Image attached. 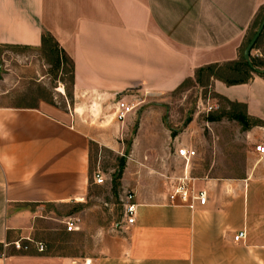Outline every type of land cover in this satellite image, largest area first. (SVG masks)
<instances>
[{
  "label": "crops",
  "instance_id": "1",
  "mask_svg": "<svg viewBox=\"0 0 264 264\" xmlns=\"http://www.w3.org/2000/svg\"><path fill=\"white\" fill-rule=\"evenodd\" d=\"M263 6L264 0H0V46L37 51L47 33L73 64L68 113L43 99L0 105V264H264V183L255 169L231 180L200 179L188 168L170 173L189 174L206 192L205 206L194 211L169 204L167 181L138 186L134 223L124 216L96 245L87 240L84 252H6L18 238L40 242L56 231L35 227L53 220L46 207L86 203L90 148L105 145L107 136L80 127L77 112H102L124 94H172L198 69L236 61ZM213 88L244 105L249 119L264 120V79L237 86L216 80ZM171 143L180 146L177 138ZM153 169L164 168L157 162ZM243 230L245 239L235 243ZM64 236L79 238L77 231Z\"/></svg>",
  "mask_w": 264,
  "mask_h": 264
},
{
  "label": "rangeland",
  "instance_id": "2",
  "mask_svg": "<svg viewBox=\"0 0 264 264\" xmlns=\"http://www.w3.org/2000/svg\"><path fill=\"white\" fill-rule=\"evenodd\" d=\"M253 32L250 31L248 37ZM245 48L243 46L239 50L238 58L243 56ZM251 55L264 61V37L260 50H252ZM49 60L38 50L0 46V105H33L43 99L60 109L66 108L68 113L70 98H67L65 89L70 88L69 64L64 63V69L57 72L48 64ZM215 81L205 80L203 86L194 81L188 82L179 91L155 98L128 97L129 94H124L109 99L102 112H77L80 127L106 135L107 143L90 148L91 175L86 203L46 207L44 214L50 215L53 220L40 224L35 222V227L39 225L40 228L56 230L48 232V237L38 238H43L40 242L45 247L44 252L68 253L71 248L84 252L87 240L96 245L98 237L114 229V225L124 217L122 200L126 192L134 194L138 186L146 189L151 183L162 187L165 181L169 182L165 177L185 168L193 177L204 180L242 179L249 170L255 169L253 177L264 183V157L255 150L257 146L264 145V120L251 117V124L258 122L257 126L244 130L229 117L235 111L243 112V109L230 106L217 95L213 88ZM126 96L124 101L136 107L124 122H118L114 108L110 110V107ZM176 138L180 140V146L174 149L171 141ZM185 146L192 147L196 153L190 162L174 156L176 149ZM168 147L170 155L164 157ZM156 151L162 155L161 159L155 158ZM120 158H125V169L115 194L112 176ZM157 162L164 168L160 174L153 169ZM96 172L103 176L104 184H94ZM69 221L75 222L78 227L79 238L74 241L64 236ZM18 240L25 242L26 239ZM13 242L6 252L21 253L11 245ZM29 246V251L35 249L32 243Z\"/></svg>",
  "mask_w": 264,
  "mask_h": 264
},
{
  "label": "trees",
  "instance_id": "3",
  "mask_svg": "<svg viewBox=\"0 0 264 264\" xmlns=\"http://www.w3.org/2000/svg\"><path fill=\"white\" fill-rule=\"evenodd\" d=\"M264 19V6L260 8L255 19L253 20L251 27L247 33V37L243 46H247L251 38L253 37L255 30H257L258 26ZM254 30L250 37V31ZM264 37V28L256 41L253 50H260V44ZM242 46V47H243ZM241 47V48H242ZM6 48L9 49H29V48H20L16 46H8ZM41 55L48 61V64L54 68L57 72L59 70L64 69V63L69 64L68 74H69V86L70 88L65 89L67 98L71 99V88L73 83V64L72 61L67 57V55L59 48L55 39L47 33H43L41 36V47L38 49ZM251 67L243 60V56L241 55L236 61L227 62L223 64H212L198 69L194 74V79L185 80L176 91L184 88L185 84L188 82L194 81L197 85H204V81L208 82L210 79L217 80L226 86H237L247 84L253 78V75L264 79V61L259 57H254L250 54L249 57ZM226 100V99H225ZM227 103L232 107H240L243 109L242 111H235L229 115L232 120L237 121L244 130L250 129L252 126H257L258 122H254L251 124V120L246 114L245 106L237 103L230 102L226 100ZM209 119L213 121V118ZM125 169V158H120L117 166V170L114 172L112 176V183L114 188V193L117 194V189L120 187V180L123 176V172ZM2 249V245H0V252Z\"/></svg>",
  "mask_w": 264,
  "mask_h": 264
},
{
  "label": "built area",
  "instance_id": "4",
  "mask_svg": "<svg viewBox=\"0 0 264 264\" xmlns=\"http://www.w3.org/2000/svg\"><path fill=\"white\" fill-rule=\"evenodd\" d=\"M135 105L132 103H127L124 100H117L115 102L114 108V116L118 122H124L129 115L133 114L135 109ZM256 153L261 157H264V145H259L256 147ZM195 150L192 148L179 147L176 150V156L180 160L184 162H190L195 157ZM171 183L170 191L167 195V199L170 205L173 206H184L191 211L196 210L197 206H205L207 201L206 192L203 190H199L196 187V179L192 178L189 174H182L179 177H165ZM105 180L103 176L96 172L94 174V184L102 185ZM123 209L124 216L128 224H133L136 216V205L134 203V196L132 193H126L124 196ZM66 232L73 233L78 231V227L73 221H69L66 224ZM246 237L245 231H241L237 233L233 241L235 243H239L243 241ZM25 242H21V240L14 241L11 245L21 253H28L30 249V243L34 244L35 250L38 253H43L45 247L38 242H33L32 240L25 238Z\"/></svg>",
  "mask_w": 264,
  "mask_h": 264
},
{
  "label": "water",
  "instance_id": "5",
  "mask_svg": "<svg viewBox=\"0 0 264 264\" xmlns=\"http://www.w3.org/2000/svg\"><path fill=\"white\" fill-rule=\"evenodd\" d=\"M264 28V19L262 20V22L260 23V25L258 26L257 30L255 31L253 37L251 38V40L249 41V43L247 44L246 48L244 49L243 52V60L251 67V63L249 60L250 54L254 48V45L256 43V41L258 40L259 36L261 35L262 31Z\"/></svg>",
  "mask_w": 264,
  "mask_h": 264
}]
</instances>
